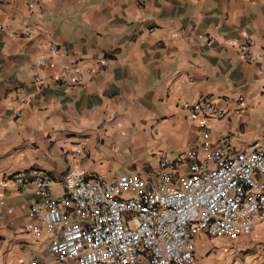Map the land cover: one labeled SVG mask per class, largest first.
Returning <instances> with one entry per match:
<instances>
[{
  "label": "crops",
  "instance_id": "crops-1",
  "mask_svg": "<svg viewBox=\"0 0 264 264\" xmlns=\"http://www.w3.org/2000/svg\"><path fill=\"white\" fill-rule=\"evenodd\" d=\"M0 27V264H59L46 255L50 237L26 231L38 197L18 191L14 173L45 170L56 197L69 169L149 171L162 157L139 149L169 138L189 149L202 125L233 150L264 143V0H0ZM65 68L81 88L57 79ZM199 96L223 115L189 113ZM195 245L196 264H264V220L234 241L199 235Z\"/></svg>",
  "mask_w": 264,
  "mask_h": 264
},
{
  "label": "built area",
  "instance_id": "built-area-1",
  "mask_svg": "<svg viewBox=\"0 0 264 264\" xmlns=\"http://www.w3.org/2000/svg\"><path fill=\"white\" fill-rule=\"evenodd\" d=\"M252 45L246 40L239 52L251 55ZM45 64L40 59L32 66L36 83ZM57 79L67 89L82 87L81 74L68 68ZM187 110L203 118L223 115L204 96ZM200 129L193 147L162 157L149 171L106 177L69 169L56 197L45 170L14 173L10 181L17 190L32 189L38 197L26 213L33 220L27 233L50 237L45 252L59 264H196L199 235L230 241L249 235L264 220V143L233 150L225 141L212 143L205 125ZM39 260L32 255L21 264Z\"/></svg>",
  "mask_w": 264,
  "mask_h": 264
},
{
  "label": "rangeland",
  "instance_id": "rangeland-1",
  "mask_svg": "<svg viewBox=\"0 0 264 264\" xmlns=\"http://www.w3.org/2000/svg\"><path fill=\"white\" fill-rule=\"evenodd\" d=\"M178 142V141H177ZM176 141H174L173 139H165V140H159V142L155 143V144H150L147 145L144 149L141 148L139 150L141 151H146V157L148 158L150 161L158 159L160 157H164L167 155H171L175 156L178 153H180L181 150L183 149H187L186 144H177ZM157 148V150H156ZM139 150H135L132 149L131 152L133 154L139 153ZM149 150H154L155 151V155L152 157V155L149 153ZM174 150V151H173ZM172 152V153H171ZM126 154H129V150L127 149ZM147 168H149V166H146ZM222 257V255H220Z\"/></svg>",
  "mask_w": 264,
  "mask_h": 264
}]
</instances>
